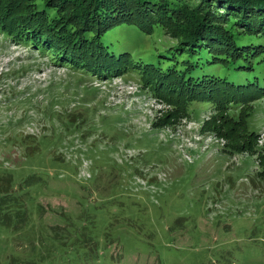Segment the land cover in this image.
Returning a JSON list of instances; mask_svg holds the SVG:
<instances>
[{"label":"rangeland","instance_id":"rangeland-1","mask_svg":"<svg viewBox=\"0 0 264 264\" xmlns=\"http://www.w3.org/2000/svg\"><path fill=\"white\" fill-rule=\"evenodd\" d=\"M101 40L141 64L186 59L160 24L122 21ZM173 103L137 71L101 78L0 30V175L20 205L0 225V264H264V97L243 107L257 135L240 128L237 143L251 139L252 151L223 149L231 141L205 103L170 115Z\"/></svg>","mask_w":264,"mask_h":264},{"label":"trees","instance_id":"trees-1","mask_svg":"<svg viewBox=\"0 0 264 264\" xmlns=\"http://www.w3.org/2000/svg\"><path fill=\"white\" fill-rule=\"evenodd\" d=\"M122 21L145 30L160 24L178 40L175 51L186 59L166 56L169 63L162 67L163 61L135 62L128 52L114 55L101 38ZM0 30L9 39L21 37L37 50H47L50 58L72 68L98 72L101 78L137 71L142 85L180 107H174L170 115L175 111L189 114L191 105L197 109L205 103L219 121L213 122V131L231 141L224 150L256 149L251 139L237 143V136L240 128L247 137L257 135L247 127V116L253 109L243 107L264 97V78L256 71V64L264 62V0H0ZM210 63L253 75L239 83L198 74L201 66ZM225 121L232 123L227 129L221 126ZM36 149V145H29L26 153ZM14 195L11 175L1 174V226L11 225V208L20 207ZM17 211L24 221L26 212Z\"/></svg>","mask_w":264,"mask_h":264}]
</instances>
